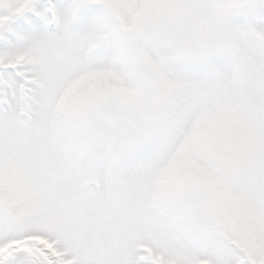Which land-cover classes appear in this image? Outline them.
Listing matches in <instances>:
<instances>
[{"label": "snow or ice", "instance_id": "1", "mask_svg": "<svg viewBox=\"0 0 264 264\" xmlns=\"http://www.w3.org/2000/svg\"><path fill=\"white\" fill-rule=\"evenodd\" d=\"M0 264H264V0H0Z\"/></svg>", "mask_w": 264, "mask_h": 264}]
</instances>
